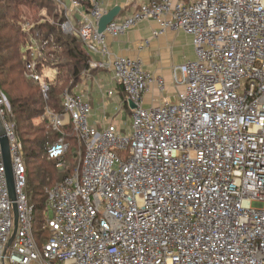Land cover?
I'll return each mask as SVG.
<instances>
[{
  "label": "built area",
  "instance_id": "2783aa9c",
  "mask_svg": "<svg viewBox=\"0 0 264 264\" xmlns=\"http://www.w3.org/2000/svg\"><path fill=\"white\" fill-rule=\"evenodd\" d=\"M49 1L65 12L63 32L78 35L90 53L109 58L108 37L153 20L154 37L184 32L196 56L172 70L183 92L152 108L143 105L145 96L165 84L141 59L89 64L84 76L111 70L127 103L137 106L129 134L115 124L92 128V107L74 88L65 91L62 112L46 109L58 135L48 160L63 170L67 128L83 152L70 175L45 188L52 218L39 236L25 190L24 147L0 88L16 195L8 190L0 142V264H264V0H149L101 34L108 0ZM32 35L24 74L48 99L40 68L50 40ZM14 205L19 224L11 242Z\"/></svg>",
  "mask_w": 264,
  "mask_h": 264
},
{
  "label": "trees",
  "instance_id": "16d2710c",
  "mask_svg": "<svg viewBox=\"0 0 264 264\" xmlns=\"http://www.w3.org/2000/svg\"><path fill=\"white\" fill-rule=\"evenodd\" d=\"M42 9L49 12L53 21L52 23L41 24L38 27L39 33L45 39L52 41V46H56L61 51L60 54L58 51H53L49 55L53 56V60L50 61L53 68L58 70V77L55 83L50 85L47 100L35 87L34 82L24 76L26 58L22 52L25 47L24 44L35 30L26 33L21 29V18L28 15L36 18ZM64 20L65 12L49 0H0V88L8 97L11 110L9 119L16 126L18 140L24 147L23 158H25L27 174L25 190L29 203H33L36 196H40L37 205L41 209L46 206L45 188L57 184L70 175L75 166L72 169L70 165L68 167L66 165L65 169L57 168L56 170L55 163L53 164L48 160L47 148L56 140H52L44 148L36 150L41 143L54 138V135L57 139V133L53 132L52 135L43 136V139L40 140H31L25 137L33 135L31 131L33 129L32 122L44 112L42 108L45 103L59 113L64 110L62 96L65 91L71 90L81 82L83 73L89 69L91 62L89 53L80 37L75 34L67 35L63 32L60 25ZM72 140L80 144L74 135ZM30 159H32V164ZM28 163L34 166L32 173L34 175L30 173ZM35 180L41 183V189L37 192L31 190ZM42 224L37 227L38 236L42 234Z\"/></svg>",
  "mask_w": 264,
  "mask_h": 264
},
{
  "label": "crops",
  "instance_id": "0c3cea01",
  "mask_svg": "<svg viewBox=\"0 0 264 264\" xmlns=\"http://www.w3.org/2000/svg\"><path fill=\"white\" fill-rule=\"evenodd\" d=\"M148 2L149 0H108L107 9L111 11V9L120 6L121 12L116 19L117 22L133 15L140 5L147 4ZM81 19L82 16L80 12H77V27ZM158 28L159 25L155 21L144 20L138 22L131 31L118 37V39L108 37L109 58L103 57L100 54L88 52L91 59L90 63L100 64L108 60H113L118 56L139 58L143 62L146 73L162 78L164 80L165 90L162 91L157 85H152L150 92L145 96L143 101V105L146 108H152L166 101H172L178 93L183 92L184 88L174 85L172 70L175 67L183 65L187 60L195 59L196 56L194 55L193 39L190 36L184 32H167L163 36L154 37L153 34ZM147 41L149 44L145 45ZM74 91L84 92L86 94L92 110L95 108L92 94H98L100 97L101 107L106 111V115L102 124H95L94 127H92L96 130L103 131L109 124H115L114 120L124 109L132 116L131 108L127 103L125 93L114 80V74L109 69L89 70L85 76L83 75L81 82L74 87ZM109 91L114 92L112 97L105 96V93ZM114 98L119 105L121 104V111L111 118L107 110L112 104L114 105ZM118 108L119 106H117L115 110H118ZM117 128L121 130L122 133H127L121 127Z\"/></svg>",
  "mask_w": 264,
  "mask_h": 264
},
{
  "label": "rangeland",
  "instance_id": "374dc122",
  "mask_svg": "<svg viewBox=\"0 0 264 264\" xmlns=\"http://www.w3.org/2000/svg\"><path fill=\"white\" fill-rule=\"evenodd\" d=\"M64 2L67 5L69 4L68 0H64ZM52 6H55V5L52 4ZM21 21H22L21 29H24V27L31 28L32 32L34 29L35 32H33V35L36 36L37 33L40 32L38 27L41 24H45L48 22L52 23L53 18L49 16V12L46 9H42L39 11V15L36 18H35V16L28 15V16L22 17ZM51 43H52V41H50V46L48 47L47 57H46V60H48V62L45 64L44 69L42 67L40 68V73L42 74V76L45 77L44 78L45 82L48 83V85L54 84L57 77H58L57 76L58 70L56 68H53V66L51 65V61H50V60H53V56H49V55L53 51H58L59 54L61 52L60 50H58V48L56 46L55 47L52 46L53 43L52 44ZM22 52L25 54L24 49ZM33 84L35 85V87L37 89H39V92L41 93V85L39 83L38 84L33 83ZM92 97L94 98V107L95 108L92 110V115L89 119V123H90L91 127H94L95 124H102L104 122V117L106 115V111L104 110L103 107H101V100H100V97L98 96V94L93 93ZM62 98H63V96H62ZM45 100H47V99H45ZM114 101H115L114 105L112 104L110 106V108L107 110V113L109 114V116L111 118L114 117L115 115H117L121 111V104L119 105V103L117 102L116 99ZM117 106H119V108H118V110H115V108ZM48 108L51 109L53 112H57V111H54L53 108H51V106L49 104L45 103L43 108H42L44 112L41 114V116H39V118L34 119L32 122V125H33L32 128L33 129H31V131L33 132V135H27L25 138H28L31 140H33V139L40 140V139H43V136H48V135L54 134L53 133L54 130H53L52 126L50 125L48 118L44 115L46 109H48ZM131 120H132V116L130 114H128L127 111L124 109L121 111V113L118 115V117L114 120V123L116 124L117 127H121L122 129H124V131H126L127 133H130L131 127H132ZM28 131L30 132V129H28ZM98 131H102V130H98ZM65 133L68 135L67 140H68L69 148H68V151L65 155L67 158H65L64 165L62 166V168L65 169L66 165H67V167L70 165L71 166L70 168L73 169L74 166L77 167L79 165V162L81 159L80 155H82L83 147L81 144L76 143L74 140H72L74 134H73V130L71 128H67L65 130ZM53 137L54 138H51L50 141L41 143L37 147L36 150H40V149L44 148V146H47V143H50L52 140H56L55 135ZM29 146H32V145H29ZM76 151H77V153H76ZM30 162L32 164V159H30ZM54 165L56 166V170H57V168H59L58 165H56V164H54ZM33 168H34V166L30 165L28 163V169H29L31 174L34 172ZM32 175H34V174H32ZM40 189H41L40 181H38V180L33 181L31 190H33V192H37ZM39 200H40V196H36V200L33 201V203H30L31 205L35 206V213H34V217H33V222H34L35 230H36L35 233H37V227L40 224L44 223L46 218H52V212L51 213L48 212V210H46V206L41 209L37 205V201L39 202Z\"/></svg>",
  "mask_w": 264,
  "mask_h": 264
},
{
  "label": "water",
  "instance_id": "95a60500",
  "mask_svg": "<svg viewBox=\"0 0 264 264\" xmlns=\"http://www.w3.org/2000/svg\"><path fill=\"white\" fill-rule=\"evenodd\" d=\"M120 12H121L120 6H117L113 9H111V11H109L106 15H104L101 18V20L98 23L99 34L105 32L108 25L117 19ZM129 106L132 110H135L137 107L132 102H129ZM0 142H1V146H2L3 158H4L5 167H6V174L8 177V190H10L11 198L13 200H15L16 195H15V190H14V174H13L12 162H11V158H10V146H9V142L5 136L3 126L1 124V120H0ZM14 210H15V222H14L15 223V230H14L13 236L11 238V242L14 240L13 238L15 236V233L17 231L18 224H19L17 206L14 207Z\"/></svg>",
  "mask_w": 264,
  "mask_h": 264
}]
</instances>
